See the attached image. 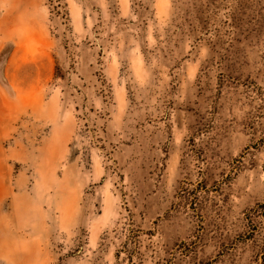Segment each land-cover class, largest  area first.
Here are the masks:
<instances>
[{
  "label": "rangeland",
  "instance_id": "1",
  "mask_svg": "<svg viewBox=\"0 0 264 264\" xmlns=\"http://www.w3.org/2000/svg\"><path fill=\"white\" fill-rule=\"evenodd\" d=\"M0 264H264V0H0Z\"/></svg>",
  "mask_w": 264,
  "mask_h": 264
}]
</instances>
